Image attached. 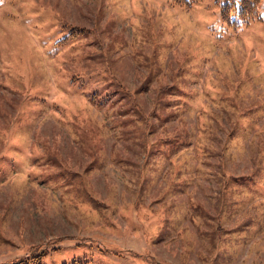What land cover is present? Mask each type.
<instances>
[{
  "label": "rangeland",
  "instance_id": "obj_1",
  "mask_svg": "<svg viewBox=\"0 0 264 264\" xmlns=\"http://www.w3.org/2000/svg\"><path fill=\"white\" fill-rule=\"evenodd\" d=\"M222 2L0 0V264H264V0Z\"/></svg>",
  "mask_w": 264,
  "mask_h": 264
},
{
  "label": "trees",
  "instance_id": "obj_2",
  "mask_svg": "<svg viewBox=\"0 0 264 264\" xmlns=\"http://www.w3.org/2000/svg\"><path fill=\"white\" fill-rule=\"evenodd\" d=\"M177 3L190 4L192 0H174ZM261 0H223L220 4V14L223 19L233 24H238V18L240 21L248 23L257 16V6ZM232 16L236 17V20L232 19ZM30 258H24L18 260L13 264H29Z\"/></svg>",
  "mask_w": 264,
  "mask_h": 264
}]
</instances>
